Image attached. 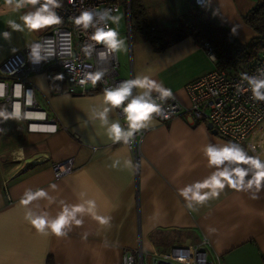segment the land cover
<instances>
[{
	"label": "crops",
	"instance_id": "obj_1",
	"mask_svg": "<svg viewBox=\"0 0 264 264\" xmlns=\"http://www.w3.org/2000/svg\"><path fill=\"white\" fill-rule=\"evenodd\" d=\"M141 3L152 24L163 28L176 27L179 17L194 10L188 0ZM254 5L255 0H209L205 9L218 25L246 44L254 32L242 17ZM31 11L27 5L17 10L0 0V64L47 31V27L29 30L24 25L21 17ZM10 21L20 28H13ZM116 55L119 78L151 77L171 89L183 107L189 105L184 87L215 67L191 37L156 52L135 34ZM29 83L34 87V101L57 121L58 129L33 133L24 121L0 118V264H46L48 258L53 264H120L122 252L138 246L147 253H162L171 246L194 245L203 239L211 260L264 264V188L256 193L255 188L225 187L219 197L203 204L193 202L191 209L179 195V189L218 170L209 165L203 151L206 146L233 145L208 124L191 125L182 116L167 123L153 118L142 129L136 163L123 142L108 137L106 126L96 117L107 106L104 93L52 95L41 74L31 75ZM142 91L134 88L135 96ZM5 111L9 113L7 105ZM11 119L16 124L10 125ZM108 121L119 122L123 128L114 108L108 112ZM65 160L72 162L73 169L56 179L52 168ZM127 160L135 167H126ZM225 166L253 171L249 165L226 162L221 168ZM29 190H44L48 198L24 206L21 200ZM88 200L96 202L98 216L110 217L107 224L87 212L78 213L82 223L72 224L65 229L66 236L58 237L38 233L25 219L29 211L55 218L65 205Z\"/></svg>",
	"mask_w": 264,
	"mask_h": 264
},
{
	"label": "built area",
	"instance_id": "obj_2",
	"mask_svg": "<svg viewBox=\"0 0 264 264\" xmlns=\"http://www.w3.org/2000/svg\"><path fill=\"white\" fill-rule=\"evenodd\" d=\"M208 1L188 0L193 8H205ZM26 5L34 11L39 7ZM106 9L111 10V16L123 9L129 27L130 0H63L61 7L55 9L62 22L47 27L44 34L0 64V83L6 85L5 96L0 101L6 103L9 113L16 103L21 105L18 120L27 122L28 132L55 133L58 129L57 121L48 117L47 112L34 101V87L29 83L31 75L41 74L51 82L58 74L64 82L66 93L70 95L104 93L105 89L116 88L127 80L118 77L116 52H109L106 45L91 38L96 27L111 28L110 19L99 20V14ZM85 10L97 14L95 26L88 29L74 23L75 18ZM36 44L41 45V59L38 61L31 55L32 47ZM202 48L214 62V69L184 87L189 101L187 107H183L173 95L166 101H160L158 93H152L162 107L161 114L154 118L160 123H167L182 116L191 125H211L217 136L240 147L247 156L264 162V101L253 98L248 81L243 78L244 74L256 78L264 76L261 71L264 70V47L255 67L234 73L217 69L213 49L207 44ZM101 52L105 53L103 58L99 55ZM96 73L103 75L93 85L88 77ZM17 84L22 85L20 96L15 95ZM132 95L135 96L134 89ZM114 111L122 121L123 128H127L123 106L114 108ZM50 128H55V131L46 130ZM143 135L144 130L141 129L128 144L123 143L136 163L140 157ZM52 169L54 177L61 178L72 171V162H59ZM207 248L208 242L205 239L194 245H174L162 253H147L138 246L123 251L120 264H222L218 257L215 260L208 257Z\"/></svg>",
	"mask_w": 264,
	"mask_h": 264
},
{
	"label": "clouds",
	"instance_id": "obj_3",
	"mask_svg": "<svg viewBox=\"0 0 264 264\" xmlns=\"http://www.w3.org/2000/svg\"><path fill=\"white\" fill-rule=\"evenodd\" d=\"M6 4L15 5V9H20L26 4L39 5L35 11H31L21 17L24 25L29 30H39L53 25H59L62 18L57 14L55 9L61 7L60 0H6ZM111 10H105L99 14V20L110 19L113 23L118 24L120 17L111 16ZM97 14L91 10H85L75 18L74 23L88 29L94 25V19ZM10 25L19 29L20 25L10 21ZM5 38H8L9 33H4ZM92 40L97 43L106 45L109 52H119L124 45V41L119 38V33L109 27H96ZM90 47V46H89ZM41 45L36 44L32 47L31 55L35 60H40ZM100 57L105 56L104 52L99 53ZM264 72V70H261ZM103 73H96L90 75L88 79L93 85L100 79ZM243 78L248 81L250 90L255 100L264 101V76L261 78L248 77L247 74ZM142 89L143 91L136 96L132 95L133 89ZM6 85L0 83V98L5 96ZM22 85L15 86V95L20 96ZM158 93L160 101H166L171 98L173 93L171 89L165 87L162 83L152 79L148 76H137L133 79L122 81L118 87L112 89H105L103 96V103L107 105L102 111L96 113V117L101 121L102 126H106V133L113 142H123L128 144L133 136L149 126L154 116H159L162 112L160 103L154 99L152 93ZM131 97V99H130ZM127 103L125 104V102ZM123 106L127 128H122L119 122L109 123L108 112L112 108H120ZM21 105L16 103L13 106V111L8 113L0 110V118H20ZM47 131H55V128L46 129ZM210 166H216L217 171L213 172L211 176L200 182H195L179 189V195L188 201V207H193V202L196 204H203L209 199L219 197L220 193L225 187H230L237 191H249L255 188L256 193H259L264 188V162L257 158H252L238 146L225 145L223 147H216L208 145L204 149ZM226 162L233 165H249L253 169L249 173L248 169L240 166L232 167L231 169L225 165ZM117 164L119 161L116 162ZM125 166L134 168L131 160L125 161ZM245 180V177H249ZM55 187V186H53ZM206 190V191H205ZM83 195V194H81ZM39 198H48V193L44 190L26 191L21 204L27 206L32 201ZM253 199L257 196L253 194ZM87 212L92 215L94 219L102 224H107L110 217H101L96 213V202L88 200L85 204H78L73 206L65 205L60 213L55 218H49L47 214L35 215L31 211L25 214V219L28 223L40 234L47 235L49 233L55 234L58 237L66 236L65 229L71 227L72 224L80 225L81 219H77V214Z\"/></svg>",
	"mask_w": 264,
	"mask_h": 264
},
{
	"label": "trees",
	"instance_id": "obj_4",
	"mask_svg": "<svg viewBox=\"0 0 264 264\" xmlns=\"http://www.w3.org/2000/svg\"><path fill=\"white\" fill-rule=\"evenodd\" d=\"M62 2L60 0V4ZM242 20L254 32V37L246 44L240 43L228 28L218 25L205 8H194L178 18L176 27L163 28L152 24L141 0H130L131 35L137 34L156 52L191 37L200 46L209 45L214 51L216 68L229 73L250 70L257 64L264 47V0H255V5ZM49 84L52 95L66 93L58 74ZM46 264H53V261L48 258Z\"/></svg>",
	"mask_w": 264,
	"mask_h": 264
},
{
	"label": "rangeland",
	"instance_id": "obj_5",
	"mask_svg": "<svg viewBox=\"0 0 264 264\" xmlns=\"http://www.w3.org/2000/svg\"><path fill=\"white\" fill-rule=\"evenodd\" d=\"M114 16H119L120 17V20H119V23L118 24H116V23H113L111 20L109 21L110 22V26H111V28H113V29H115L118 33H119V38L120 39H122L123 41H124V45H123V47H125V46H127V44H128V42H129V40H130V38H131V32L129 31V29H130V26L128 27V23H127V20H126V16H125V12H124V10L123 9H120V11L117 13V14H115ZM135 36V34H133V37ZM238 39V38H237ZM238 41L240 42V43H242L239 39H238ZM123 49V48H122ZM118 54L120 53V51L119 52H117ZM0 109L1 110H6V105H5V103H3V102H1L0 101ZM5 120V119H4ZM7 121H9V120H5V122H7ZM11 122H10V125H14V124H16V122H13V120L11 119L10 120ZM25 125H26V123L27 122H23Z\"/></svg>",
	"mask_w": 264,
	"mask_h": 264
},
{
	"label": "water",
	"instance_id": "obj_6",
	"mask_svg": "<svg viewBox=\"0 0 264 264\" xmlns=\"http://www.w3.org/2000/svg\"><path fill=\"white\" fill-rule=\"evenodd\" d=\"M208 128L210 129L211 128V125H208ZM215 133V132H214Z\"/></svg>",
	"mask_w": 264,
	"mask_h": 264
}]
</instances>
